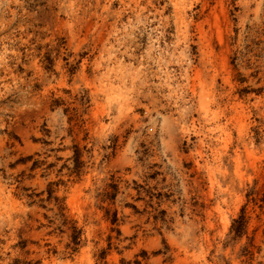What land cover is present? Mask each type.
Instances as JSON below:
<instances>
[{"label": "rangeland", "instance_id": "1", "mask_svg": "<svg viewBox=\"0 0 264 264\" xmlns=\"http://www.w3.org/2000/svg\"><path fill=\"white\" fill-rule=\"evenodd\" d=\"M0 264H264V0H0Z\"/></svg>", "mask_w": 264, "mask_h": 264}, {"label": "trees", "instance_id": "2", "mask_svg": "<svg viewBox=\"0 0 264 264\" xmlns=\"http://www.w3.org/2000/svg\"><path fill=\"white\" fill-rule=\"evenodd\" d=\"M240 226H242V224Z\"/></svg>", "mask_w": 264, "mask_h": 264}]
</instances>
